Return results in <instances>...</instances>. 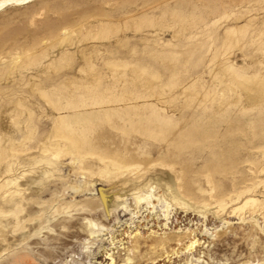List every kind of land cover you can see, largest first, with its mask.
Returning <instances> with one entry per match:
<instances>
[{
	"label": "rangeland",
	"instance_id": "rangeland-1",
	"mask_svg": "<svg viewBox=\"0 0 264 264\" xmlns=\"http://www.w3.org/2000/svg\"><path fill=\"white\" fill-rule=\"evenodd\" d=\"M16 2L0 264H264V0Z\"/></svg>",
	"mask_w": 264,
	"mask_h": 264
},
{
	"label": "bare ground",
	"instance_id": "bare-ground-1",
	"mask_svg": "<svg viewBox=\"0 0 264 264\" xmlns=\"http://www.w3.org/2000/svg\"><path fill=\"white\" fill-rule=\"evenodd\" d=\"M26 1H28V0H18L17 2L14 0V2H16V3H24V2H26ZM228 123V122H227ZM140 125V124H139ZM221 125V123H219V121H216V120H212V121H209L208 123H205V124H198V127H202V126H204L205 127V130H212L213 129V131L215 130V129H217V127H219ZM142 126V125H141ZM165 127H167V125H164ZM163 126V127H164ZM203 128V127H202ZM227 128H228V131H230L232 128H233V124L231 123V124H229L228 126H227ZM204 130V131H205ZM186 131V130H185ZM178 133V132H177ZM187 133H189V134H192V133H190V132H187ZM168 135V134H167ZM166 135V136H167ZM176 135V134H175ZM184 134L182 133V135L181 136H183ZM226 136H228L227 134H225V135H223V137H226ZM177 137V136H176ZM179 137V136H178ZM182 138V137H181Z\"/></svg>",
	"mask_w": 264,
	"mask_h": 264
}]
</instances>
